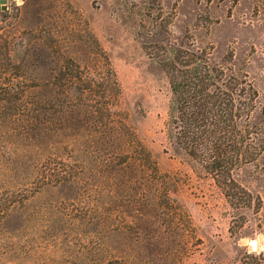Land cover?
Instances as JSON below:
<instances>
[{"label": "rangeland", "instance_id": "obj_1", "mask_svg": "<svg viewBox=\"0 0 264 264\" xmlns=\"http://www.w3.org/2000/svg\"><path fill=\"white\" fill-rule=\"evenodd\" d=\"M5 1L15 42L52 34L62 54L80 52L78 56L83 58L93 52L98 60L90 66L114 72L120 96L110 103L117 116L113 130H135L151 151L148 169L157 173L147 170L136 180L119 182L128 194L136 196L138 208L126 205L120 216L113 206L106 227L86 225L88 219H80L87 209L85 203L100 193L95 192L99 191L96 183L81 184L85 189L74 194L77 197L71 203L63 202L69 194L59 189L46 188L37 194L31 191L29 202L24 206L15 203L6 218L0 216V264H264V153L258 162L234 172L243 189L240 193L247 190L251 194L249 203H244L247 198L241 200L244 195L233 199L229 188L219 189L200 165L175 154L169 139L173 96L161 67L164 58L157 51L158 45L169 48L179 33L184 36L186 32L195 33L198 42L207 44L209 36L203 25L198 28L197 24L208 18L219 19L212 30L216 56L222 59L235 50L243 58L236 39L239 33L225 24L232 4L205 11L207 0ZM233 9L234 22L238 18L244 25L251 22L250 10L244 4ZM90 33L99 47L92 45ZM245 43L249 52L245 57L254 45L257 60L252 58L253 66L247 70L262 95L264 39ZM45 53L51 50L43 52L37 46L31 56L44 66L42 78L53 82L59 64ZM34 59L30 58L31 64ZM125 116L131 127L125 128ZM16 128L4 123L0 130ZM17 187L0 180V201L7 195L19 201L16 194L23 186ZM62 202L66 211L58 215ZM66 213L71 218L65 217ZM253 241L258 243L257 250L249 245Z\"/></svg>", "mask_w": 264, "mask_h": 264}, {"label": "trees", "instance_id": "obj_2", "mask_svg": "<svg viewBox=\"0 0 264 264\" xmlns=\"http://www.w3.org/2000/svg\"><path fill=\"white\" fill-rule=\"evenodd\" d=\"M220 4L223 9L232 4L225 24L239 33L236 39L244 59L235 50L222 59L216 56L212 30L219 19L206 18L197 24L200 28L201 23L209 36L207 44L198 42L195 33L186 32L184 36L179 33L169 48L158 45L157 51L164 58L161 67L173 96L169 121L173 152L200 165L219 189L229 188L233 199L244 195L243 200L251 194L247 190L240 193L243 189L236 183L234 172L258 162L264 153V94L247 70L253 66L252 58L257 60L254 45L248 55L251 60L245 57L248 39L255 43L264 39V0H207L205 11L216 10ZM240 4L250 10L248 25L241 24L239 18L232 20L233 7ZM88 35L92 45L99 47L94 35ZM13 37L10 13L0 11V127L4 123L17 127L8 132L0 130V180L14 183L18 189L23 186L16 194L21 197L19 201L8 195L0 201V216L6 218L15 203L24 206L32 198L29 195L46 188L66 192L69 195L63 202L71 203L77 197L73 195L85 189L81 184L86 183H96L99 191L95 192H100L85 203L87 209L80 219L83 222L87 218L86 225L106 227L113 206L120 216L127 206L136 210L139 201L120 183L146 173L152 154L135 130H113L117 116L110 103L120 96L114 72L90 66L91 61L98 60L93 52L83 58L78 56L80 52L62 54L52 34L35 35L25 44ZM37 46L43 52L50 49L51 53L45 54L59 64L53 82L42 78L44 66L31 56ZM258 75L262 81L263 73ZM128 120L126 117L125 128L131 127ZM63 202L58 215L66 211ZM67 213L65 217L71 218Z\"/></svg>", "mask_w": 264, "mask_h": 264}, {"label": "water", "instance_id": "obj_3", "mask_svg": "<svg viewBox=\"0 0 264 264\" xmlns=\"http://www.w3.org/2000/svg\"><path fill=\"white\" fill-rule=\"evenodd\" d=\"M6 4H7V1H5V0H3V1L0 2L1 10H2L3 12L6 11ZM253 242H254V241H253Z\"/></svg>", "mask_w": 264, "mask_h": 264}, {"label": "bare ground", "instance_id": "obj_4", "mask_svg": "<svg viewBox=\"0 0 264 264\" xmlns=\"http://www.w3.org/2000/svg\"><path fill=\"white\" fill-rule=\"evenodd\" d=\"M249 245H250L252 250H257V248H258V243H256V242H249Z\"/></svg>", "mask_w": 264, "mask_h": 264}]
</instances>
